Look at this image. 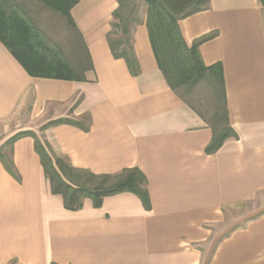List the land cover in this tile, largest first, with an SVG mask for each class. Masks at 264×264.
<instances>
[{
  "label": "crops",
  "instance_id": "1",
  "mask_svg": "<svg viewBox=\"0 0 264 264\" xmlns=\"http://www.w3.org/2000/svg\"><path fill=\"white\" fill-rule=\"evenodd\" d=\"M118 6L78 0L70 9L71 60H85L83 43L92 62L85 80L31 76L0 42V151L30 132L73 168H138L150 208L130 191L66 208L50 190L36 139L25 134L9 143L14 173L0 159V264H264V210L215 241L228 210L264 196V0H209L178 21L187 45L212 35L198 52L204 65L222 67L237 137L213 153L205 152L211 128L157 66L146 9L135 6L128 23L138 73L112 55Z\"/></svg>",
  "mask_w": 264,
  "mask_h": 264
},
{
  "label": "trees",
  "instance_id": "2",
  "mask_svg": "<svg viewBox=\"0 0 264 264\" xmlns=\"http://www.w3.org/2000/svg\"><path fill=\"white\" fill-rule=\"evenodd\" d=\"M10 1L0 0V42L26 72L34 77L85 80V72L92 69L85 45H80L85 60L82 57V60L70 62L60 49L40 38L41 33L27 18L11 8ZM77 1L40 0L46 8L63 16L71 27H74V23L70 9ZM118 3V8L113 12V17L118 22H113L112 27L113 30L119 28L121 34L115 38L108 35L109 47L112 55L124 59L130 73L136 75L139 67L128 35V23L133 19L131 14L136 5L134 0H118ZM145 3L146 27L157 66L171 90L211 128L212 137L205 152L213 153L225 139L237 137L227 119L222 67L219 63L206 66L200 58L198 46L211 38V34L187 45L178 26L180 19L208 8L209 0H145ZM58 122L62 120L52 121L51 124ZM69 122L82 129L88 128L78 121ZM28 133L36 139L33 133L19 132L8 143ZM35 150L40 157L51 192L62 196L66 208H80L86 197L92 200L94 206H99L104 196L122 191L135 193L145 209L150 208L146 178L138 168H125L117 174H93L73 168L61 157H52L38 139ZM0 159L14 173L12 164L5 160L1 151Z\"/></svg>",
  "mask_w": 264,
  "mask_h": 264
},
{
  "label": "rangeland",
  "instance_id": "3",
  "mask_svg": "<svg viewBox=\"0 0 264 264\" xmlns=\"http://www.w3.org/2000/svg\"><path fill=\"white\" fill-rule=\"evenodd\" d=\"M11 8L16 10L24 18H27L36 30L41 33V39L49 43L62 52L64 57L71 58L76 55L75 41L76 35L70 34L68 23L62 16L46 8L40 0H11ZM135 5L142 11L146 9L145 0H134ZM116 31V30H114ZM114 34L112 37L115 38ZM70 62H75L71 60ZM39 140V139H38ZM10 144L7 143L3 154L8 161ZM264 210V196L256 200L232 207L226 212L225 222L217 227V236L215 241L222 235L228 234L232 229L241 226L246 220L256 216ZM221 236H220V235Z\"/></svg>",
  "mask_w": 264,
  "mask_h": 264
}]
</instances>
